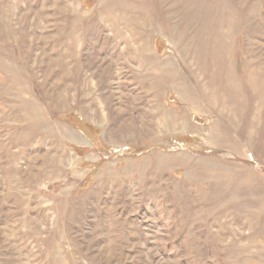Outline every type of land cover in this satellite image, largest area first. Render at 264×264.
<instances>
[{
  "label": "rangeland",
  "instance_id": "374dc122",
  "mask_svg": "<svg viewBox=\"0 0 264 264\" xmlns=\"http://www.w3.org/2000/svg\"><path fill=\"white\" fill-rule=\"evenodd\" d=\"M0 264H264V0H0Z\"/></svg>",
  "mask_w": 264,
  "mask_h": 264
}]
</instances>
